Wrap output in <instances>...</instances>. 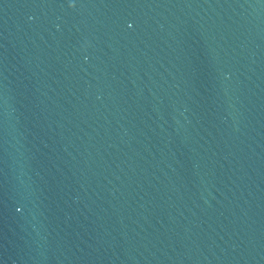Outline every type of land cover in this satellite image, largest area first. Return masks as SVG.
I'll return each mask as SVG.
<instances>
[{"label":"water","instance_id":"water-1","mask_svg":"<svg viewBox=\"0 0 264 264\" xmlns=\"http://www.w3.org/2000/svg\"><path fill=\"white\" fill-rule=\"evenodd\" d=\"M0 264H264V0H0Z\"/></svg>","mask_w":264,"mask_h":264}]
</instances>
